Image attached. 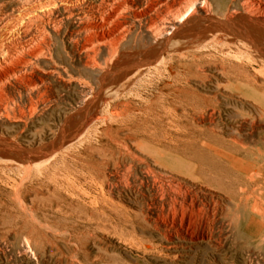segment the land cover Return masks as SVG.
Masks as SVG:
<instances>
[{"label": "bare ground", "instance_id": "obj_1", "mask_svg": "<svg viewBox=\"0 0 264 264\" xmlns=\"http://www.w3.org/2000/svg\"><path fill=\"white\" fill-rule=\"evenodd\" d=\"M210 65L249 101L237 126L190 84ZM0 125L29 134L0 137V154L23 169L30 218L42 200L63 218L141 216L170 243L214 249L225 224L264 264V0H0ZM33 239L15 259H37Z\"/></svg>", "mask_w": 264, "mask_h": 264}, {"label": "rangeland", "instance_id": "obj_2", "mask_svg": "<svg viewBox=\"0 0 264 264\" xmlns=\"http://www.w3.org/2000/svg\"><path fill=\"white\" fill-rule=\"evenodd\" d=\"M70 24V21L66 20L62 25L59 37L60 49H62L63 47H65V49H69V44L66 42V40L63 39L64 32L70 27ZM193 47L194 46H190L188 48H185V50H196V47ZM217 57H219L218 53ZM218 60L219 58H217L215 61L217 64L219 62ZM195 70L199 71L198 73L200 74V68H195ZM204 70L205 74L207 75L204 83H202V80H200L199 78L193 79L190 84L195 87L199 93L201 91L206 95L212 97L216 96L219 101L221 100V105L223 106H220V109L223 107L224 108L221 109V120L223 121L217 119L218 121H220V123L226 125L231 124L233 126L236 124L235 126H237L241 123L240 121H242L239 113L247 111V108L251 109L250 105L247 106L249 101L246 99L243 100V97H241L237 92L231 94L227 88H224L222 85L226 84L227 82L220 75L219 71L215 67H213V65L205 67ZM217 84L220 88H222L220 89L219 87H217ZM55 85L56 86L54 88L59 93H64V91H62L61 85H58V83H56ZM225 90H227L230 95L225 92ZM233 95L237 96L234 97ZM240 102L241 104L244 103L242 107H240ZM188 111L190 114H193V116L196 115L195 117L197 119L200 118V109H198V111H193L189 107ZM222 112L224 113V115ZM239 118L241 120H239ZM231 119L234 120L232 121ZM208 125L209 124L207 122L204 123V126ZM21 129V125L14 126V128L13 126L0 125V137H3L4 139H13L17 136L19 137L18 139L20 143L23 140L24 142L22 143H25L26 139L29 138V134L28 132L21 131ZM47 137H51V134H49V136ZM92 138L93 143H96L98 136L96 135ZM48 139H46L47 142H55V136L53 137V135ZM4 155L8 154H2L3 157H5ZM2 156L0 154V264L254 263L253 261H250L251 258L246 254V251L240 246V244L233 241L230 236V232L225 224L219 225V228L217 227L214 229L215 233L220 237V241L222 242L223 246V248L221 246L220 249H214L209 246L207 242L200 240L192 243L181 240L176 241V244L170 243L166 241L155 230V228H152L154 227V223L151 220L152 218H142L141 216H139L138 218H93L92 221H88L87 218H63L58 214L56 215L50 213L46 205L47 202L42 200V202L40 201V203L36 202V205H40V208L38 209L39 211L37 210V216L35 215L34 217L30 218V216L27 215L26 212V207L27 205H30V203L24 197V193H22L21 191L19 192L18 189V185L20 184L23 176V169L21 167H17V170L14 171L15 173L13 171L5 169L4 165L6 163V160H4ZM13 165L17 164L13 163ZM217 190L218 189H216V192L221 195V191ZM118 195L119 194L115 193V191L113 192V196L119 197ZM125 198V202L127 204L129 203L132 208H135V210L140 213L139 205L131 202L128 196H125ZM225 202L226 201H224V203ZM147 221H150V223H148ZM85 224L86 226H84ZM30 235L35 238V240L33 239V242L31 243V248L33 249V252L36 253V255L38 254L37 259L35 260L31 256L30 252H27L28 257L24 259L26 261L15 259L14 256L17 254V251L23 247V238H27L28 236L30 237ZM132 235L135 239L132 237ZM136 235L139 237H137ZM129 238L131 239L130 241ZM11 241H17V244H15L14 246ZM124 241L129 242L126 243ZM11 252H13L15 255H13ZM162 257L165 258L162 259Z\"/></svg>", "mask_w": 264, "mask_h": 264}]
</instances>
